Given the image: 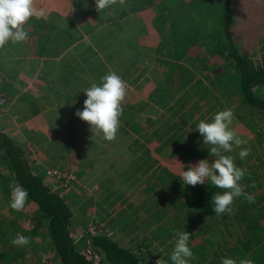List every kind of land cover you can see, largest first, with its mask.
I'll use <instances>...</instances> for the list:
<instances>
[{
	"label": "rangeland",
	"instance_id": "1",
	"mask_svg": "<svg viewBox=\"0 0 264 264\" xmlns=\"http://www.w3.org/2000/svg\"><path fill=\"white\" fill-rule=\"evenodd\" d=\"M175 1H160L154 11L124 16V23L109 27L114 38L108 44L115 48L128 44L127 33L136 32L135 40L130 36L129 59L112 55L103 65L86 53L89 71L99 78L89 87L99 85L108 68L127 84L114 141L92 137L90 126L75 115L84 102H44L40 107L33 96L32 102H26L31 116L16 123L18 133L13 116L17 107H9L10 98L0 93V129L11 134L31 170L63 198L71 212L67 229L73 247L94 264L108 263L91 245L92 233L110 236L143 263L163 259L173 264L171 253L177 234L183 231L191 234L193 256L188 264H221L225 257L264 264V110L242 101L230 60L209 61L212 49L201 32L191 35L182 54L171 45L168 21ZM132 2L136 10L146 7ZM67 4L65 10L83 4L75 16L91 22L95 21L92 15L96 20L107 17L113 6L120 5L98 13L95 0H68ZM233 40L236 46L244 43L241 38ZM259 49L252 46L255 56L260 55ZM224 109L233 111L230 127L246 143L222 154L232 155L237 167L248 170L240 183L254 199L250 203L241 196L231 206L232 213L216 216L211 199L224 190L205 182L196 195L198 188L190 190L180 178L190 164L201 159L214 162L196 126L200 120L211 122ZM241 148L250 150L243 160ZM13 183L0 148V264H62L50 243L46 220L33 202L27 199L22 211L10 207ZM17 235L30 237L31 243L13 246L10 241Z\"/></svg>",
	"mask_w": 264,
	"mask_h": 264
},
{
	"label": "trees",
	"instance_id": "2",
	"mask_svg": "<svg viewBox=\"0 0 264 264\" xmlns=\"http://www.w3.org/2000/svg\"><path fill=\"white\" fill-rule=\"evenodd\" d=\"M169 11L170 42L179 54L190 44L191 35L201 32L212 49L209 61L230 60L242 101L264 110V0H176ZM235 37L244 43L236 46ZM254 44L260 48L258 56L252 50ZM0 148L7 157L14 182L27 190V199L46 220L47 234L60 262L94 264L73 247L67 229L71 212L63 198L31 170L22 149L1 129ZM187 187L198 188L196 195L201 194L199 184ZM89 240L108 264H146L104 233H92Z\"/></svg>",
	"mask_w": 264,
	"mask_h": 264
},
{
	"label": "crops",
	"instance_id": "3",
	"mask_svg": "<svg viewBox=\"0 0 264 264\" xmlns=\"http://www.w3.org/2000/svg\"><path fill=\"white\" fill-rule=\"evenodd\" d=\"M132 1L126 0L123 6H113L107 17L99 15L101 18L96 20V14L92 15L91 19L95 21L91 22L75 16L77 9H84L83 4L82 7L72 4L75 7L73 11L72 7L65 10L68 0H64L63 4L59 0H34V7L38 11L43 10L46 18H30L24 25L28 39L16 44L9 41L0 49V93L6 100L10 98L8 102L12 103L9 107H17L13 113L17 117L15 124H22L26 117L31 116L26 102H32V96L40 107L44 102H84L87 98L84 90L99 79L98 74L89 71L87 52L103 65L104 60L111 59L112 55L122 59L131 57L130 36L134 35L135 40L136 32L127 33L125 43L128 44L115 48L113 43L108 44L114 38V31H110L109 27L124 23L127 18L124 16L143 11L149 13L154 11L157 3H163V0H136L139 7L146 6L136 10ZM149 17L152 19L153 15ZM125 49L127 54L122 55L126 53L123 52ZM107 72L113 71L108 68ZM62 93L66 95L62 96ZM15 104H20L21 109ZM17 127L19 133L20 128ZM7 135L11 137V134Z\"/></svg>",
	"mask_w": 264,
	"mask_h": 264
},
{
	"label": "clouds",
	"instance_id": "4",
	"mask_svg": "<svg viewBox=\"0 0 264 264\" xmlns=\"http://www.w3.org/2000/svg\"><path fill=\"white\" fill-rule=\"evenodd\" d=\"M119 3L123 6L126 0H95V10L101 13ZM87 7V4H85ZM46 18L43 10L34 7V0H0V49L11 41L13 44L24 42L28 39V32L24 25L30 18ZM86 99L83 110H77L75 115L86 122L93 136H100L108 142L114 141L120 127V117L123 113L122 103L127 95V84L116 72H109L101 77V83H93L91 87L84 90ZM3 101H0L2 103ZM234 113L231 109L217 112L211 122L200 120L196 130L203 137V144L209 149V156L215 157L213 163L207 159L199 160L195 165H188V170L182 171L181 180L183 184L195 187L205 182L223 189V194L216 192L212 196L211 203L216 216L232 213V205L235 199L243 196L248 202L253 197L246 193L244 186L240 183L248 173L246 168L237 167L230 153L233 146H241L246 143L237 132L231 128ZM250 154L247 148H241L239 157L245 159ZM11 187L10 207L15 211H22L28 198V192L19 184L13 183ZM175 247L171 253L173 264H188L193 253L189 247L191 234L183 231L177 234ZM10 243L13 246L24 247L31 243V238L17 235ZM156 264H166L159 259ZM221 264H253L251 259L237 260L225 257Z\"/></svg>",
	"mask_w": 264,
	"mask_h": 264
},
{
	"label": "built area",
	"instance_id": "5",
	"mask_svg": "<svg viewBox=\"0 0 264 264\" xmlns=\"http://www.w3.org/2000/svg\"><path fill=\"white\" fill-rule=\"evenodd\" d=\"M67 177H71V175H70V174H68V175H67Z\"/></svg>",
	"mask_w": 264,
	"mask_h": 264
}]
</instances>
